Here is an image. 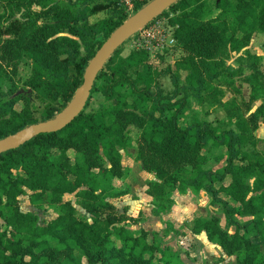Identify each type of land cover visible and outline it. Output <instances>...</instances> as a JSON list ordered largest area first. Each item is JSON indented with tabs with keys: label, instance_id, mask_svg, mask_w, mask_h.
Wrapping results in <instances>:
<instances>
[{
	"label": "trees",
	"instance_id": "trees-1",
	"mask_svg": "<svg viewBox=\"0 0 264 264\" xmlns=\"http://www.w3.org/2000/svg\"><path fill=\"white\" fill-rule=\"evenodd\" d=\"M151 1H138L130 13L119 0H4L0 7V36L8 37L4 51L11 61L31 63L32 74L19 94L12 79L0 73V83L12 85L8 93L0 85V140L60 114L83 84L97 51ZM218 1L217 18L208 19L211 0H182L154 22L167 19L163 26L172 33L174 49L184 54L174 68L165 69V56L151 60L150 52L141 49L124 58L120 49L93 92L111 106L97 112H87V106L61 132L39 136L0 156V218L4 222V226L0 223V264H184L157 240L151 243L145 230L137 234L123 226V218L113 213L108 202L119 195L112 185L123 176L120 149L134 146L130 127L141 131L138 156L161 181L155 184L158 197L164 187L176 190L178 185L182 193L187 187L204 191L221 206L236 231L230 235L212 218L196 220V233H205L210 243L236 257L238 264H264V162L258 154L242 150L246 136L257 126L248 128L244 116L235 114L230 104L224 106L229 117L237 115L238 132H217L199 121L183 127L179 119L190 98L204 101L203 91L212 90L208 84L230 55L247 49L256 33L264 34V0ZM19 13L22 19L16 18ZM244 54L238 63L246 60L247 68L239 67L235 73L243 78L248 69L244 81L252 89V99L264 102L259 59L250 52ZM181 71L188 72L184 85ZM169 76L175 91L165 95L160 80ZM125 87L131 92L129 99L119 92ZM20 104L23 108L18 110ZM259 117L264 121V104L250 122ZM212 141L227 155L224 169L217 173L203 169L207 159L203 151ZM101 144L106 147L108 167L98 155ZM54 151L59 157L51 160ZM70 153L79 156L75 164ZM190 166L196 175L185 179L181 173ZM228 178V185L215 187ZM26 191L38 209L53 208L56 218L41 226L36 214L23 213L19 198ZM74 194L91 222L79 220L72 203L64 202V196ZM222 194L241 204V209L223 200ZM237 215L254 220L243 225Z\"/></svg>",
	"mask_w": 264,
	"mask_h": 264
},
{
	"label": "rangeland",
	"instance_id": "rangeland-1",
	"mask_svg": "<svg viewBox=\"0 0 264 264\" xmlns=\"http://www.w3.org/2000/svg\"><path fill=\"white\" fill-rule=\"evenodd\" d=\"M3 1L0 0V7L4 4ZM218 2V0H211L210 5L212 8L208 19L218 17L220 13L216 8ZM22 14H16V18L22 19ZM166 20L162 19L159 23L165 25ZM7 39L8 37L0 36V73L2 72L4 77L8 76L12 79V83L18 86L20 94L23 89H26L25 83L31 77V63L11 61L4 51V44ZM138 39L139 37L135 36L121 48L124 58L129 56L132 50L139 51L141 49L140 45L152 46L150 40H144L140 43ZM171 40L170 45H173ZM150 51H152L150 52L151 60H155L158 55L165 56V69L169 65L174 68L176 61L184 56L183 52L178 48L171 50L166 55L164 52L155 53L157 49L154 47H151ZM245 51L250 52L259 59L258 66L264 75V34L256 33L247 49L239 54H231V58L225 63V67L217 70V77L208 84L212 90H205L202 93L204 101H198L193 97L190 98V105L184 109L179 119L183 127L199 121L209 123L217 132L230 129L238 132L237 124L239 119L237 115L229 117L227 107L224 106V104L233 105V112L244 116V121L249 123L248 128L252 129L254 125L257 126L255 131L246 136L248 141L242 150L249 155L258 154L264 162V121L259 117L260 120L255 123L250 122L251 116L257 113L264 102L262 99H252V89L244 81L250 74L248 69L243 78L235 73L239 67L247 68L246 60V66L245 63H238L240 58L245 59ZM187 75V71L180 72V84L184 85L186 83ZM160 83L165 95H170L175 91L173 80L170 76L162 78ZM0 85L5 93L10 92L11 83L2 82ZM119 92L126 96L125 99H129L131 96L128 87L121 88ZM189 93L194 95V93ZM91 98L87 112H97L107 105H112L111 102H106L100 94H92ZM17 108L21 110L23 105L20 104ZM128 130L134 146L125 150L120 149L119 157L123 176L122 178H115L112 185L115 193L119 195L108 200L112 205L113 213L123 218L122 225L137 234L145 230L149 234L151 243L157 240L163 249L172 251L184 264H238L236 257L227 255L219 246L210 243L205 233H196V220L216 218L222 229L229 232L230 235L235 234L236 230L227 223L221 206L217 205V203L214 204L213 198L204 191L197 192L193 188L187 187L186 192L182 193L178 187L179 185L176 190L164 187L161 198H159V188L155 184H161V181L158 180L155 173L148 172L144 168L143 162L138 156L141 131L134 129V127H130ZM255 143L256 145L254 146ZM209 144L208 149L203 151V155L207 157L203 169L217 173L222 171L226 165V151L218 149L213 141ZM98 155L105 160L107 163L106 167L110 166V162L106 157V147L103 144L98 148ZM70 156L72 164L79 160V156H75V153H70ZM57 157H59V153L56 151L50 154L51 160H55ZM185 169L181 173L183 178L190 179L195 177L196 172L193 167L190 166ZM230 181V178H228L225 183H216L215 187L221 188L224 184L228 185ZM30 197L31 193L26 191L25 195L19 198L20 208L23 213L36 214L40 219L41 226L56 218V211L53 208L44 205V208L38 209L37 205L31 202ZM221 198L229 201L232 206L241 209V204L234 202L226 194H222ZM64 202L72 203L76 209V217L79 220L91 222V216L78 205L75 194L64 196ZM235 218L243 225L254 220L252 217L243 218L238 215ZM0 223L4 226L1 218ZM160 256H157L154 263Z\"/></svg>",
	"mask_w": 264,
	"mask_h": 264
},
{
	"label": "water",
	"instance_id": "water-1",
	"mask_svg": "<svg viewBox=\"0 0 264 264\" xmlns=\"http://www.w3.org/2000/svg\"><path fill=\"white\" fill-rule=\"evenodd\" d=\"M182 0H152L117 28L89 62L83 84L72 101L54 119L28 126L22 131L0 140V156L15 151L42 135L61 132L79 118L87 108L96 82L106 65L130 39L155 22Z\"/></svg>",
	"mask_w": 264,
	"mask_h": 264
},
{
	"label": "built area",
	"instance_id": "built-area-1",
	"mask_svg": "<svg viewBox=\"0 0 264 264\" xmlns=\"http://www.w3.org/2000/svg\"><path fill=\"white\" fill-rule=\"evenodd\" d=\"M141 0H119L120 4L124 6L128 12L134 13L136 3ZM156 22V21H155ZM159 24V25H158ZM136 37H139L140 43L144 40H150L152 43V46L147 45H140L141 49L147 50L149 52L151 47H154L157 49L155 53H162L166 52V50H173L176 46V42L173 39L172 33L168 31L163 24L157 22L152 23L143 30H141L138 34L135 35ZM135 36L133 38H135ZM170 39H172V44L170 45ZM149 47V48H148ZM140 49V50H141Z\"/></svg>",
	"mask_w": 264,
	"mask_h": 264
}]
</instances>
